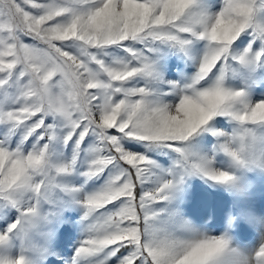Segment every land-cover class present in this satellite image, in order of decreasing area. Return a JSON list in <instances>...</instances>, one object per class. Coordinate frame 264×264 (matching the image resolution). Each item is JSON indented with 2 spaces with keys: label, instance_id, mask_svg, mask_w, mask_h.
<instances>
[{
  "label": "snow or ice",
  "instance_id": "1",
  "mask_svg": "<svg viewBox=\"0 0 264 264\" xmlns=\"http://www.w3.org/2000/svg\"><path fill=\"white\" fill-rule=\"evenodd\" d=\"M0 264H264V0H0Z\"/></svg>",
  "mask_w": 264,
  "mask_h": 264
}]
</instances>
